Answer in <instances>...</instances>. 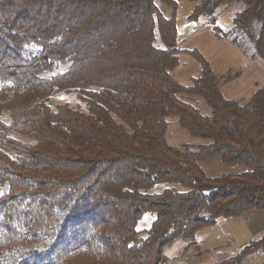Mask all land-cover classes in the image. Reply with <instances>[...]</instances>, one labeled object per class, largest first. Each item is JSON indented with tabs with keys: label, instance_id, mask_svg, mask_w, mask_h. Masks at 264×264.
<instances>
[{
	"label": "trees",
	"instance_id": "trees-1",
	"mask_svg": "<svg viewBox=\"0 0 264 264\" xmlns=\"http://www.w3.org/2000/svg\"><path fill=\"white\" fill-rule=\"evenodd\" d=\"M177 1L0 0V264H164L219 219L264 214V88L226 99L198 50L192 84L172 76ZM190 1V19L244 3L264 60V0ZM171 119L204 142L170 146ZM213 159L245 168L211 174Z\"/></svg>",
	"mask_w": 264,
	"mask_h": 264
},
{
	"label": "rangeland",
	"instance_id": "rangeland-1",
	"mask_svg": "<svg viewBox=\"0 0 264 264\" xmlns=\"http://www.w3.org/2000/svg\"><path fill=\"white\" fill-rule=\"evenodd\" d=\"M178 46L186 51L180 56V65L172 76L183 85H191L201 74L199 62L189 53L198 50L209 62L214 80L226 99L251 98L264 88V60L255 51L254 38L258 26L246 30L236 25L237 17L244 10V3H235L215 16L203 15L190 19L195 4L190 0L177 1ZM169 15V9H165ZM252 27V26H251ZM189 51V52H188ZM79 100L73 94L61 93L51 103H70ZM204 115L212 110L202 98L188 99ZM166 141L170 146L180 148L184 144L199 145V138L182 129L175 119L168 122ZM211 174H231L242 171V164H223L219 159L205 163ZM168 185H157L151 192L161 193ZM2 192V191H1ZM154 216L146 213L138 229L151 226ZM264 238V214L248 212L236 218H221L213 227L202 229L189 240H179L167 249L164 264H225L237 259L236 264H264V251H245L253 242ZM243 254V257H241ZM240 257V258H239Z\"/></svg>",
	"mask_w": 264,
	"mask_h": 264
}]
</instances>
